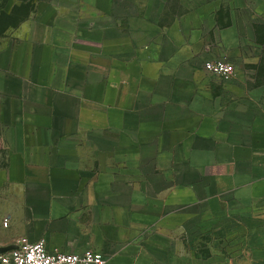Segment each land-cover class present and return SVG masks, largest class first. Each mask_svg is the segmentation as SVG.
<instances>
[{
  "label": "crops",
  "instance_id": "crops-1",
  "mask_svg": "<svg viewBox=\"0 0 264 264\" xmlns=\"http://www.w3.org/2000/svg\"><path fill=\"white\" fill-rule=\"evenodd\" d=\"M0 2V251L264 264V0Z\"/></svg>",
  "mask_w": 264,
  "mask_h": 264
},
{
  "label": "built area",
  "instance_id": "built-area-1",
  "mask_svg": "<svg viewBox=\"0 0 264 264\" xmlns=\"http://www.w3.org/2000/svg\"><path fill=\"white\" fill-rule=\"evenodd\" d=\"M204 69L223 78H231L237 71L236 62L219 58L204 63ZM107 258L100 252L84 253L50 250L45 240L31 242L22 237L8 251H0V264H106Z\"/></svg>",
  "mask_w": 264,
  "mask_h": 264
},
{
  "label": "rangeland",
  "instance_id": "rangeland-1",
  "mask_svg": "<svg viewBox=\"0 0 264 264\" xmlns=\"http://www.w3.org/2000/svg\"><path fill=\"white\" fill-rule=\"evenodd\" d=\"M253 2V1H252ZM7 2H0V46L8 43V41L17 38L18 33L12 31L16 29L17 25L23 19L19 16H6L3 14L4 6ZM264 20V18H262ZM264 73V68H263ZM8 150L0 143V169L7 164ZM6 193L3 188H0V222H4L7 216L8 206L5 205ZM6 224V222H5ZM224 243V242H220Z\"/></svg>",
  "mask_w": 264,
  "mask_h": 264
}]
</instances>
